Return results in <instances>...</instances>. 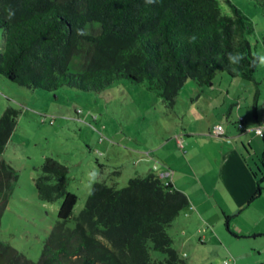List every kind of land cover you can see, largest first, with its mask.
<instances>
[{
  "label": "trees",
  "instance_id": "1",
  "mask_svg": "<svg viewBox=\"0 0 264 264\" xmlns=\"http://www.w3.org/2000/svg\"><path fill=\"white\" fill-rule=\"evenodd\" d=\"M0 30V74L32 89L99 91L126 79L146 82L171 108L188 79L202 86L218 70L234 75L226 56L235 54L234 20L218 0H0ZM244 46L252 70L256 55ZM72 55L83 60L79 72L68 71ZM17 113L8 106L0 116V154ZM16 179L0 159V219ZM256 185L251 200L261 193ZM34 187L41 201L60 200L39 259L0 241V264H185L167 228L189 199L157 173L129 178L122 188L94 182L73 217L77 196L68 190L66 166L45 158ZM150 249L164 258L153 260Z\"/></svg>",
  "mask_w": 264,
  "mask_h": 264
},
{
  "label": "rangeland",
  "instance_id": "2",
  "mask_svg": "<svg viewBox=\"0 0 264 264\" xmlns=\"http://www.w3.org/2000/svg\"><path fill=\"white\" fill-rule=\"evenodd\" d=\"M218 3L221 12L234 20L235 53L247 62L231 64L234 75L216 71L208 85L188 79L171 108L146 82L120 79L99 91L67 87L45 91L18 85L0 74V116L8 106L18 111L15 128L0 154L17 174L0 219V241L34 262L39 259L60 203L44 202L37 196L34 179L45 158L68 169V190L77 196L73 217L83 208L94 182L122 188L134 176L171 170L152 157L156 155L152 147L169 141L183 153L173 136L180 126L192 125L196 130L200 119L205 136L209 137L214 124L237 135L241 118L246 131L239 140L248 149L243 153L256 172L261 194L245 203L230 223L213 202L207 213L209 222L203 218L194 225L186 221L185 208L167 232L185 264H264V139L255 132L260 128L264 134V66L257 63L251 70V57L244 46L248 43L252 55H264V0ZM82 65L80 56L72 55L67 68L79 72ZM150 256L164 258L153 249Z\"/></svg>",
  "mask_w": 264,
  "mask_h": 264
},
{
  "label": "crops",
  "instance_id": "3",
  "mask_svg": "<svg viewBox=\"0 0 264 264\" xmlns=\"http://www.w3.org/2000/svg\"><path fill=\"white\" fill-rule=\"evenodd\" d=\"M194 127L196 130L192 125L180 126V130L174 131L176 144L178 145L177 140L180 141L183 153L166 141L152 147V152L156 151V155L152 153V157L155 156L162 164L168 165L171 169H167L170 171L168 180L171 185L187 195L189 205L184 214L186 221L194 225V222L198 224L203 218L209 222L207 213L213 209V202L226 222L230 223L237 211L251 201L259 180L243 153V150L248 152V149L239 140L246 131L244 123L237 135L228 128L217 139L202 134L204 129L200 119L199 124ZM210 131L208 130V134ZM260 136L264 139V134ZM172 153L179 157L172 158ZM258 171L261 172L259 167ZM230 206H233L231 210L226 208Z\"/></svg>",
  "mask_w": 264,
  "mask_h": 264
},
{
  "label": "built area",
  "instance_id": "4",
  "mask_svg": "<svg viewBox=\"0 0 264 264\" xmlns=\"http://www.w3.org/2000/svg\"><path fill=\"white\" fill-rule=\"evenodd\" d=\"M238 129L241 130L243 129V122L241 120V118L239 119L238 122ZM256 134L258 135H263V132L260 128H256L255 129ZM224 133L223 127L220 124L214 125V127L212 128V130L210 131V136L212 137H221ZM153 168L156 169V166L153 165ZM157 170V169H156ZM158 171V170H157ZM170 171L169 170H160L157 172V175L160 179H164L165 183L168 182V177H169Z\"/></svg>",
  "mask_w": 264,
  "mask_h": 264
},
{
  "label": "clouds",
  "instance_id": "5",
  "mask_svg": "<svg viewBox=\"0 0 264 264\" xmlns=\"http://www.w3.org/2000/svg\"><path fill=\"white\" fill-rule=\"evenodd\" d=\"M196 39L195 35L189 38L190 42H194ZM229 64H239L243 59V55L239 53H227L226 54ZM259 64L260 66H264V55H257L253 59V65Z\"/></svg>",
  "mask_w": 264,
  "mask_h": 264
}]
</instances>
